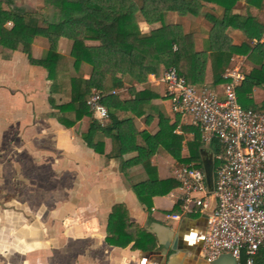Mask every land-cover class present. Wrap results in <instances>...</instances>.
Returning a JSON list of instances; mask_svg holds the SVG:
<instances>
[{"label":"crops","instance_id":"1","mask_svg":"<svg viewBox=\"0 0 264 264\" xmlns=\"http://www.w3.org/2000/svg\"><path fill=\"white\" fill-rule=\"evenodd\" d=\"M198 2L203 13L180 16L168 12L165 22L180 26L183 34H192L195 50L202 51L211 28L205 14L217 17V5ZM18 4L19 1L13 0V6L27 12H39L49 19L54 15V11L41 0H23ZM2 7L8 9L4 4ZM246 8L254 15L261 11L247 5ZM160 26L158 22H138L143 34ZM73 29L72 23L64 25L57 48V52L70 63ZM225 33L234 45L236 38L240 42L246 41L238 30L228 28ZM84 45L93 48L99 43L85 40ZM47 48L44 38H35L32 56L39 58ZM81 71H84L82 77L88 79L86 64L82 65ZM70 72V75L75 74L72 69ZM70 72L58 73L62 90L55 97L65 99L62 92L65 85L68 86ZM118 73L117 79L122 80L125 72L119 69ZM160 76L147 77L146 85L155 96L148 103L165 115L168 125L175 126V134L183 137L181 156L185 158L188 155L185 143L192 140V134L183 128L190 127V122L172 112ZM50 84L46 70L30 65L21 51L13 52L8 59L0 54V158H5L2 163L5 167L0 168V173L6 174L7 184L16 196L7 203V225L3 224L6 220H0V227L9 228L6 256L10 261H20V264H234V259L228 254H221L214 260L204 258L201 242L197 239L206 231L205 214L197 211L180 220L166 217L180 212L175 204L178 188L167 195L153 197L148 210L132 189L133 185L147 180V174L140 165L120 171L119 160L106 157L112 150L109 137L103 139L104 155L88 148L80 136L88 131L89 118L84 117L73 127L65 128L51 117L54 110L48 102ZM131 87L136 91L143 89V85L138 83L133 86L125 84L116 90L115 95L120 101L129 100L132 98L128 92ZM256 93L261 95L262 91H253V99L259 101L255 99ZM115 115L119 120L130 119L137 133L154 136L159 130L158 117L151 109L146 110V115L152 118L149 122H146L145 115L136 117L120 109L115 110ZM136 141L143 144L140 137ZM135 156L136 152H130L123 159ZM150 164L159 180H176L175 172L184 166L162 147L157 148ZM0 178L5 179L3 175ZM3 183L4 180L0 184L2 192ZM15 184L21 185L20 191L16 192ZM118 205L124 207L128 223L133 225L128 232L136 238L138 231L150 235L151 242L147 248L134 249L133 241L125 248L106 243L108 219L112 209ZM144 245L146 247L147 244ZM12 264L17 263L13 261ZM236 264L243 262L236 261Z\"/></svg>","mask_w":264,"mask_h":264},{"label":"trees","instance_id":"2","mask_svg":"<svg viewBox=\"0 0 264 264\" xmlns=\"http://www.w3.org/2000/svg\"><path fill=\"white\" fill-rule=\"evenodd\" d=\"M221 8V16L205 14L211 24L208 38L203 43L202 51H196L193 37L183 34L178 26L166 25L163 17L167 12L178 15L198 16L201 5L198 0H44L45 6L54 11L52 18L39 12H27L23 8L13 6V0H0V54L8 59L15 51H21L32 66L46 70L47 80L51 82L48 102L54 112L50 116L65 128L73 127L82 118L90 119L88 131L81 134V139L88 148L99 155H104V137L111 139L112 150L108 158L119 160V169L123 171L134 165H140L147 174V180L133 185L132 189L138 201L151 208L153 197L164 196L179 186L175 179L159 180L150 159L158 147H162L177 163L202 169L201 151L212 154L213 168L218 164L217 156L221 148L213 141L204 148L200 132L190 125L183 128L193 137L185 143L187 157L182 158L183 137L174 133L175 126L168 125L165 115L149 101L155 96L149 91L147 77L158 76L169 67H174L178 75L192 86L203 83L207 59L211 56L212 85H223L229 82L223 74L233 55L246 56L252 63L259 65L249 74L243 76L237 88L239 104L243 109L264 110V96L255 101L250 96L254 88L264 93V27L251 16H240L232 10L240 0H201ZM248 6L261 9L264 0H243ZM8 9H3L2 5ZM141 12L149 23L159 22L161 26L147 34L140 32L135 14ZM10 23L11 27L6 25ZM74 25L71 34V49L67 58L57 52V43L64 25ZM240 31L246 41L241 45L232 44L226 30ZM45 38L49 46L39 58H34L31 47L35 38ZM85 40L99 43L98 47L88 48ZM253 43V45H251ZM88 66V79L82 77L81 67ZM68 86L63 96L55 97L62 86L57 75L59 72H70ZM118 69L125 72L122 80L115 77ZM162 71V72H163ZM68 74V73H67ZM143 85L141 91L129 88L131 99L120 101L115 91L125 84ZM97 92L102 95L101 103L108 111V123L101 126L94 121L87 106L88 98ZM61 93V94H62ZM129 111L136 117L145 115L146 122L152 118L146 110H153L158 117L159 130L154 136L145 132L137 133L130 119L119 120L115 110ZM140 137L143 144H138ZM136 152L132 159L123 156ZM214 178V176H213ZM176 209L180 211L179 206ZM127 212L122 206H115L107 224L106 243L111 246L125 248L132 241V248L145 249L151 242L149 234L139 232L137 238L128 228ZM144 244H147L146 247ZM264 251H259L255 264H263Z\"/></svg>","mask_w":264,"mask_h":264},{"label":"built area","instance_id":"3","mask_svg":"<svg viewBox=\"0 0 264 264\" xmlns=\"http://www.w3.org/2000/svg\"><path fill=\"white\" fill-rule=\"evenodd\" d=\"M223 77L229 82L218 92L206 87L197 92L174 67L161 73L172 112L189 117L204 145L217 141L221 148L211 192L203 169L188 165L175 172L179 183L175 204L180 212L166 217L180 220L197 211L205 214L206 231L197 239L204 258L229 254L243 264H255L259 251H264V110H246L239 104L237 88L243 75L237 70ZM101 97L94 92L86 104L92 119L104 126L108 111ZM210 198L214 209L206 213Z\"/></svg>","mask_w":264,"mask_h":264},{"label":"rangeland","instance_id":"4","mask_svg":"<svg viewBox=\"0 0 264 264\" xmlns=\"http://www.w3.org/2000/svg\"><path fill=\"white\" fill-rule=\"evenodd\" d=\"M19 1V4L20 5L21 3H23V0H17ZM42 1V4H45L44 0H41ZM134 1L135 3H139V0H132ZM37 4H39V2H37ZM246 5L244 3L243 0H240L236 6L234 7V9L232 10V13H235V14H239L240 16H243V17H246V16H251L255 19L258 20V22H260L263 27H264V7L262 6V8L260 9V13L254 15L252 12L248 11L247 8H246ZM248 6V5H247ZM248 7H251V6H248ZM40 8H43V7H40ZM203 13V10L200 9V13ZM221 8L217 6V9H216V16L219 17L221 16ZM168 12L164 15L163 17V22L164 24H166L165 22V18L167 16ZM188 15V14H187ZM180 16H185V15H180ZM135 20L136 22L138 23L140 20H144L146 23L148 24H152V23H149L148 21H146V19L144 18V16L141 14V12H137L135 14ZM207 21V20H206ZM156 23V22H154ZM159 23V22H158ZM167 25V24H166ZM211 24H209V27H210ZM8 28L11 27V25H6ZM180 29L181 27L178 26ZM153 31V30H152ZM182 31V29H181ZM192 35V34H190ZM45 39V38H44ZM46 40V39H45ZM47 42V47L49 46V43L48 41L46 40ZM231 42H233V40L231 39ZM236 46H239L241 45L243 42L245 41H239V39L236 38ZM251 45H253V43H251ZM204 46H202V49H203ZM57 48H58V43H57ZM259 68V65H256L254 63H252L246 56H241V55H233L231 60L229 61V64L226 66L225 68V72L224 74L226 73H233L234 70H237L239 72V74L241 75H245V74H249L253 69H258ZM84 71H86L85 69H83ZM119 70V69H118ZM118 70L116 71L115 73V77L119 75L118 73ZM84 71H82V75L84 73ZM163 69H161L160 73L158 76L161 75ZM71 73V72H70ZM121 76V75H120ZM117 78V77H116ZM135 82L131 83V84H128L127 85H132L134 84ZM66 84V83H65ZM67 87V85H65V88ZM203 87H206L207 89L209 90H215V91H219L221 88V85H217V86H213L212 85V69H211V56L208 57L207 59V63H206V68H205V77H204V81L202 84L196 86V90L197 92H199V89H202ZM258 88H254L252 90V93L250 94L251 97H254V94H253V91L254 90H257ZM260 91H262L261 89H259ZM116 92V91H115ZM264 96V93L262 91L261 95L259 94H255V99H258V100H261ZM188 120H189V117H186ZM193 137V135H192ZM204 148L207 150V145H204ZM0 168L3 166L5 167L4 164H2L5 160V158H0ZM0 175H3L5 177V179H2L0 178V184H2V181L4 180V183H3V188H4V192H2V187H0V220L2 221V219L6 220V221H3V224L7 225V217L5 216L8 212H6V209H8V206H7V203H8V200L9 199H12L13 197H16L14 196V192L12 191V188L11 186L9 187V185L7 184V180H6V174L3 173ZM15 188H16V192L17 191H20V187L21 185L20 184H15L14 185ZM9 188L11 189L10 190V193L8 192L9 191ZM14 188V190H15ZM22 198V197H21ZM5 216V217H4ZM7 230H9V228L5 227V226H1L0 227V264H12L13 261L17 264H20L21 262L20 261H15V260H12L10 261V259H8V257L6 256V241H8V234H7Z\"/></svg>","mask_w":264,"mask_h":264},{"label":"water","instance_id":"5","mask_svg":"<svg viewBox=\"0 0 264 264\" xmlns=\"http://www.w3.org/2000/svg\"><path fill=\"white\" fill-rule=\"evenodd\" d=\"M201 156H202V169L205 175L206 186L208 191L211 192L213 190V157L212 154H209L206 151H201ZM214 205H215L214 198H210L209 206L206 209V213H212L214 209ZM234 264H236L235 260H234Z\"/></svg>","mask_w":264,"mask_h":264}]
</instances>
